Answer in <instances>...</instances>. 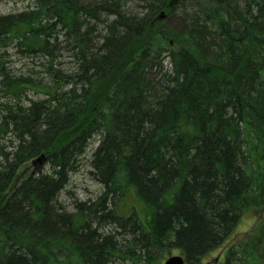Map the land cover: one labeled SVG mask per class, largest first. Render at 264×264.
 Segmentation results:
<instances>
[{"label":"trees","instance_id":"16d2710c","mask_svg":"<svg viewBox=\"0 0 264 264\" xmlns=\"http://www.w3.org/2000/svg\"><path fill=\"white\" fill-rule=\"evenodd\" d=\"M30 1L0 16V49L43 54L48 79L0 54V264H159L171 248L201 264L249 209L259 225L223 264H264V0ZM96 137L102 194L68 212Z\"/></svg>","mask_w":264,"mask_h":264},{"label":"rangeland","instance_id":"374dc122","mask_svg":"<svg viewBox=\"0 0 264 264\" xmlns=\"http://www.w3.org/2000/svg\"><path fill=\"white\" fill-rule=\"evenodd\" d=\"M31 5L32 4L30 0H0V16L15 15L29 9V6L31 7ZM15 42L16 41H13V43L5 50L0 49V54H2L3 51L6 53V55H4V59L6 66H8L11 70V74L17 77L21 76L24 78H31L35 81L43 80L44 84L48 83V79L44 74L47 60L41 57L43 54H38L36 57L27 58V56L17 52ZM58 63L62 64L61 66L63 69H70L73 67V62L68 58L67 55L62 56V58L58 60ZM1 96L2 95L0 94V103L3 101ZM40 99H43L41 94H35L32 91H26L25 95L21 99V104L25 106L30 101H38ZM5 100L11 104L16 102L7 97ZM97 145L98 138L96 137L90 141L85 154L82 156V158H80L77 171L73 172L69 176V183L61 192L59 203H61L68 212L74 211L76 203L93 202L102 194V186L96 183L90 175V172L92 171L90 161ZM29 171L30 167H23L21 170V175L24 177L29 173ZM133 200L134 198L130 197L127 201V204H133ZM127 204H124L122 211L120 210L121 207L119 206V213L123 215L127 214L128 210L125 208V205L127 206ZM262 216L263 212L261 210L255 211L253 209H249L245 211L229 239L222 247L206 257L201 264H223L226 250H228V248H230L232 245L242 244L247 239L248 235H250L259 225V221ZM167 254L168 255L164 257V259H160L159 264H162L169 256L179 255L174 248H171ZM141 255V252H128L123 257V259L115 258L112 264H149L146 259H144V256Z\"/></svg>","mask_w":264,"mask_h":264},{"label":"water","instance_id":"95a60500","mask_svg":"<svg viewBox=\"0 0 264 264\" xmlns=\"http://www.w3.org/2000/svg\"><path fill=\"white\" fill-rule=\"evenodd\" d=\"M163 15L160 16V19H163ZM40 161V159L38 160ZM164 264H186L181 256H170Z\"/></svg>","mask_w":264,"mask_h":264}]
</instances>
